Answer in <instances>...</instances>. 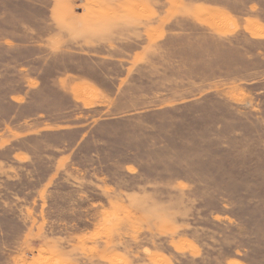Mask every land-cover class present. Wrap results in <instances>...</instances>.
<instances>
[{
	"label": "rangeland",
	"instance_id": "rangeland-1",
	"mask_svg": "<svg viewBox=\"0 0 264 264\" xmlns=\"http://www.w3.org/2000/svg\"><path fill=\"white\" fill-rule=\"evenodd\" d=\"M0 264H264V0H0Z\"/></svg>",
	"mask_w": 264,
	"mask_h": 264
}]
</instances>
